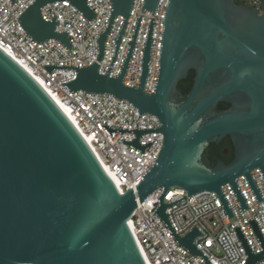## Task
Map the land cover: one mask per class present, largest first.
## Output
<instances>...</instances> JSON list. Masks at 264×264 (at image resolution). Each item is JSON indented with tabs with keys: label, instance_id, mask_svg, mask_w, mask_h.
<instances>
[{
	"label": "water",
	"instance_id": "water-1",
	"mask_svg": "<svg viewBox=\"0 0 264 264\" xmlns=\"http://www.w3.org/2000/svg\"><path fill=\"white\" fill-rule=\"evenodd\" d=\"M15 0H10L11 5ZM67 1L87 20L95 13L87 0H35L18 18L25 33L41 44L59 41L71 50L68 33L55 32L56 16L46 22L41 9ZM111 17L97 39L101 62L105 42L117 15L124 25L115 43L114 57L134 0H109ZM159 0H145L119 78L98 73L99 65L73 69L76 80L63 84L71 93L110 95L124 100L139 115L155 116L159 129H111L112 138L132 132L123 144L143 153L153 142L138 138L161 133L163 146L155 163L138 184L121 195L95 154L45 90L0 49V264H146L128 225L137 206L163 189L152 212L170 230L175 241L193 256L210 262L194 246L201 233L194 227L178 237L165 204L173 188L188 197L213 192L227 218L233 216L221 186L228 183L243 211L249 209L235 183L244 176L257 203L263 199L250 175L259 168L264 178V0L258 10L235 0H169L155 92L145 94L154 12ZM153 12L146 41L140 85L122 80L137 36L143 11ZM114 60V58H113ZM194 72L192 86L182 94L177 85ZM229 108L219 110L218 104ZM229 138L234 156L226 164L206 150ZM264 215V214H263ZM262 252L253 255L239 226L234 232L246 254L245 264L264 259V238L254 219L248 221Z\"/></svg>",
	"mask_w": 264,
	"mask_h": 264
},
{
	"label": "built area",
	"instance_id": "built-area-1",
	"mask_svg": "<svg viewBox=\"0 0 264 264\" xmlns=\"http://www.w3.org/2000/svg\"><path fill=\"white\" fill-rule=\"evenodd\" d=\"M35 0H0V49L15 62L62 106L79 134L85 138L100 164L115 182L117 191L123 195L140 182L144 173L155 163L163 146L161 133H147L138 138L140 145L153 142L143 153L125 145L132 142V132L116 133L112 138L102 126L111 129H159L158 119L149 114L138 113L131 104L110 95L77 91L71 93L63 84L76 80L73 69L53 70L50 75L44 67L63 66L86 68L99 65L98 73L110 78H119L142 6L145 0H134L127 18L115 57V43L124 25V17L117 15L111 25L105 42L101 62L97 61L99 51L97 39L106 31L112 6L109 0H87V6L95 13L87 21L67 1L45 5L41 17L50 22L56 16L55 32L68 33L71 50L59 41L47 40L41 44L28 36L17 18ZM249 8L258 10L262 0H237ZM169 0H159L153 18L148 72L143 92L152 95L158 77L159 61L164 31V21ZM153 12L143 11L137 36L123 77V84L138 89L140 85L144 51ZM114 58V60H113ZM250 175L263 199L257 203L246 179L240 176L235 183L249 209L243 211L228 183L221 186V192L233 214L227 218L217 196L204 191L188 197L185 190L171 188L164 196L168 204L185 197L184 200L166 209L167 217L178 237H184L194 227L201 233L193 240L194 246L210 264H245L246 254L234 232L240 228L251 252L256 255L262 248L248 221L254 219L264 238V178L255 168ZM163 189H157L140 203L128 220L137 246L148 264H205L200 256H193L173 238L170 230L152 212L159 205L158 197ZM256 264H264V259Z\"/></svg>",
	"mask_w": 264,
	"mask_h": 264
},
{
	"label": "trees",
	"instance_id": "trees-1",
	"mask_svg": "<svg viewBox=\"0 0 264 264\" xmlns=\"http://www.w3.org/2000/svg\"><path fill=\"white\" fill-rule=\"evenodd\" d=\"M235 2L239 5H242V2L240 1H237L235 0ZM193 77H194V72L193 71H190L187 78L185 80H182L178 83L177 85V89L182 93V94H186L191 86H192V80H193ZM227 108H229V105L226 104V103H219L218 104V109L219 110H226ZM227 145L231 146V143L229 142V139H226V142H225ZM215 145H210L207 150H206V156H207V159L210 160L212 162V165H213V161H212V156L211 154L209 153V151L214 147ZM232 160V159H231ZM231 160H228L226 161L225 163L228 164L230 163Z\"/></svg>",
	"mask_w": 264,
	"mask_h": 264
},
{
	"label": "flooded vegetation",
	"instance_id": "flooded-vegetation-1",
	"mask_svg": "<svg viewBox=\"0 0 264 264\" xmlns=\"http://www.w3.org/2000/svg\"><path fill=\"white\" fill-rule=\"evenodd\" d=\"M226 139H229V138L227 137V138L223 139L220 144L215 145L209 151V153L212 156V159L214 156H216L217 158L221 159L224 162L233 159V156H234L233 146H232V144H231V146L227 145L225 143ZM229 142H230V139H229ZM211 165H212V162H211ZM213 165H214V162H213Z\"/></svg>",
	"mask_w": 264,
	"mask_h": 264
},
{
	"label": "bare ground",
	"instance_id": "bare-ground-1",
	"mask_svg": "<svg viewBox=\"0 0 264 264\" xmlns=\"http://www.w3.org/2000/svg\"><path fill=\"white\" fill-rule=\"evenodd\" d=\"M18 63V62H17ZM25 69V68H24ZM36 81V80H35ZM40 86H41V84L38 82V81H36ZM42 87V86H41ZM43 88V87H42ZM44 89V88H43ZM45 90V89H44ZM45 92L51 97V99L55 102V104L61 109V111L65 114V116L69 119V121L73 124V126H74V123L72 122V119H71V117L68 115V112H67V109L64 107V106H62L56 99H54L46 90H45ZM75 127V126H74ZM85 141H86V143L89 145V143H88V141L85 139V138H83ZM90 146V145H89ZM103 167V166H102ZM103 169L105 170V172L107 173V175L110 177V179L113 181V183L115 184V182H114V180L112 179V177L110 176V174L108 173V171L103 167ZM116 185V184H115ZM129 228H130V224H129ZM130 230H131V228H130ZM139 248V247H138ZM139 251H140V253H141V255H142V257H143V259H144V261H145V263L146 264H148V262L146 261V259H145V257H144V255H143V253H142V251L140 250V248H139Z\"/></svg>",
	"mask_w": 264,
	"mask_h": 264
}]
</instances>
